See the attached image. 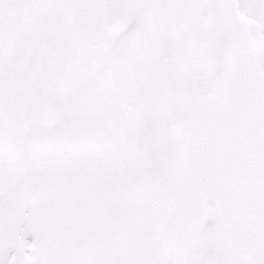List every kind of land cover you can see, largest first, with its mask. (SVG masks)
<instances>
[{"label":"snow or ice","instance_id":"obj_1","mask_svg":"<svg viewBox=\"0 0 264 264\" xmlns=\"http://www.w3.org/2000/svg\"><path fill=\"white\" fill-rule=\"evenodd\" d=\"M0 264H264V0H0Z\"/></svg>","mask_w":264,"mask_h":264}]
</instances>
